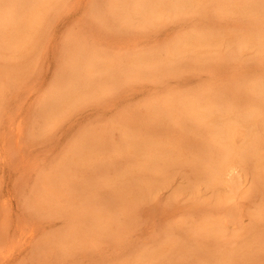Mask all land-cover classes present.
Here are the masks:
<instances>
[{
  "label": "rangeland",
  "instance_id": "1",
  "mask_svg": "<svg viewBox=\"0 0 264 264\" xmlns=\"http://www.w3.org/2000/svg\"><path fill=\"white\" fill-rule=\"evenodd\" d=\"M163 1L156 3L153 0V3L148 2L149 4L146 5L145 2L142 5V0H123V2L122 0H62L57 2L59 5L56 4L58 7L53 10L54 13H50L48 16L42 14L44 15L43 19L45 18L42 19L43 23L40 20L42 17H38L42 16V12L39 15L37 11L42 9L43 6L34 5L37 18L41 21V23L38 22V28L41 27L39 29L42 35L35 37L37 41L31 39V36L34 35L31 33L33 30L26 28L27 25L19 27V24L18 30L16 29V38H12L8 45L1 44L3 47H0V52L2 51L0 53V65H2L0 69L2 73H6L2 74L0 72V264H185L184 255L189 257L186 264H233L232 262L241 264L240 260L243 264H264V121L261 120L259 125L258 123L257 125L253 124L255 126L250 124L252 127H248L249 124H240L237 121V119H240L235 117V121H232L235 125L233 131L237 132L240 139L234 138L233 142L229 136V138H225L220 133L216 135L206 134L207 139L214 138L216 144L221 147L232 146L236 150L239 148V151L241 148L244 150L243 153L241 151L242 154L235 151L237 153L228 158L224 156L225 151L223 150L221 161L218 162L222 165L218 164V168L214 166L213 168L216 169L214 171H212L213 168L211 169L212 174L214 175L216 171L215 175H217L214 179L213 175L211 176L212 181L210 179L208 181L210 177L203 179L202 174L184 168L190 166L189 163H186V165L183 162L187 161L185 157L188 154L191 155V152H187L189 149H186L188 148L186 145L185 151L184 145L182 149H180L181 146L178 148L181 142L178 143V147L176 146L179 139L177 140L175 135H171L172 133H168L166 124L155 127V131L153 129V122L157 118L155 115L167 116L166 112L156 111L155 106L157 103H163L166 99L170 101L178 95L194 96L199 95L201 92L213 95L215 93L206 91L207 88L215 90L221 86L220 88L225 91V95L230 99V103H233L235 99L233 94L235 97L241 98V90L246 87L243 96L247 97L248 100V96H251L249 101L246 100L247 103L250 104L249 102L253 101L254 103H251L250 106L252 107L254 104L257 106L258 101L264 98L260 94L264 91V51L262 52V48H259L261 44L259 40L261 39L256 38L257 34L254 35L256 32L254 27L257 25H254V22L247 16L239 15L237 13L238 9H234L235 6H230L232 9L229 7L227 9L223 7L216 9L217 5H215L214 9L218 12V18H214L216 16H213V13L217 15L214 10L211 12L212 14L203 11L206 16L203 15L204 13L193 14L196 10L192 8L198 0H194L195 2L187 0L188 3L192 2L194 6L190 4L193 7L187 5L186 0L183 1L184 5L187 6H184L185 9L182 8V10L179 7L178 14L175 13L178 12L176 9L178 6L174 7L171 1L172 4H169L168 0ZM166 3L168 5H165ZM177 3L174 2V4ZM99 5L103 7L106 5L101 16L96 13L98 9H95ZM117 6H119L118 9L121 13L125 11L120 14L122 18L116 14L114 15L116 17L115 21L104 23L103 20L105 19L103 17L106 14L110 15L111 7L117 8ZM134 7L142 8L141 10L136 8L135 12ZM153 7L156 8L153 9ZM34 8L32 7V11ZM170 8L171 10H167ZM184 10L186 14L179 15ZM222 10L226 12L224 13ZM157 12H160L159 17H156V15L158 16ZM221 15L223 18H220ZM127 16L129 17L127 18ZM30 17L32 18L33 15ZM209 17L213 18L212 21L209 20ZM44 22L47 23L48 27ZM237 25L242 29L245 27V30L238 28ZM236 28L239 30L237 31ZM247 29L251 31L249 32ZM200 31L202 34H200ZM247 31L253 33L252 37L251 34L249 36ZM207 32L209 35H207ZM210 32L213 34H210ZM203 34L205 38H203ZM209 39L210 42H207ZM255 39L258 41L255 42ZM74 41L75 43H73ZM71 43H73L72 45L76 44L75 49L71 46ZM258 43L260 44L256 46ZM178 45H183L181 47L186 62L184 58L180 60L184 61L185 67L181 65L182 69L180 70L181 66L179 64V69L173 73L149 75L151 73L150 69L154 70L151 67H145V69L144 66L149 64L151 56L154 59L153 53L160 54L162 59L160 55L159 59L165 63L171 60V57L170 63H172L176 59L174 51L177 48L182 50L181 47H177ZM173 46L176 50L172 48ZM35 47L37 48L34 49ZM80 48L83 50L82 52L79 51ZM88 48H91V50ZM190 49L193 51L191 52ZM77 50L79 51L78 54ZM95 50H102L104 54L106 53V56H103L99 61L100 66L102 65L101 62H106L102 66H108L109 64H112V66L113 64L114 66L115 64L116 66L124 65L127 62L133 65L136 62V65L143 67L141 73H139L140 75L137 74V77L132 75V78L128 79V83L126 82L127 84L123 83L122 85L120 83V85L112 87V90L109 89L103 94L102 92L95 93V95L86 93L89 97L86 95L85 97L83 93L82 95L73 94L71 97V93L69 106L75 103L77 95L80 98L74 104L75 106L69 108V110H73L67 111L69 106L65 104L63 110L66 109L67 112L62 110V113L59 109L61 107L57 108L59 111L56 116L61 113L62 115L52 120L55 117H52V115L57 111H52L53 114H49L45 110L48 106L46 104L47 98L57 94L60 87L67 85V81L69 84L73 83L71 79L68 80L62 77L61 68H64L67 62L69 63L71 57H79L83 52H90L93 55V52H97ZM167 50H171L169 54H167ZM148 51L151 53L153 51V55L150 56ZM215 51L219 53L217 54ZM186 55L189 58H186ZM214 55L217 59L215 58V61L211 63L208 62L206 58L209 57L210 59ZM218 55L221 57L219 58ZM146 56L150 57H147V59ZM173 57H175L174 60ZM193 58L196 59L193 60ZM8 59L10 60L8 61ZM146 59L149 62L146 63ZM154 60L157 61V59ZM154 60L151 62L154 63ZM187 60L190 61V65L189 63L188 65L191 67L187 65ZM194 64L195 66H193ZM9 66L12 68V72H10ZM1 67H5L3 68L5 70L2 71ZM21 68L22 71H20ZM251 69L252 72L254 71L253 73ZM26 70L30 72L27 73ZM17 71L18 76L15 74ZM61 79H64L65 82ZM63 84L65 86H61ZM243 84L245 87L239 88ZM237 86L239 89L235 90ZM255 88L261 89V92L259 91V93ZM56 89L58 90L57 93H55ZM74 96L75 100H72ZM254 96H257L259 100H256L257 97L255 99ZM206 101H209V99ZM244 101L242 102L244 103ZM210 103L213 102L210 101ZM45 104L47 106H44ZM254 107L252 108L254 109ZM52 108L54 107L48 108L50 112ZM194 109L192 111H196V108ZM209 109L207 107L200 110L201 112H196L206 114ZM148 110H151V112ZM154 111L155 115L152 114ZM144 113L148 115L146 116ZM213 113L212 120L215 122V128L216 123L223 124L224 120L220 119L216 112ZM229 123L227 122V124ZM146 124L149 127L146 128ZM196 131L200 134V137L205 136L201 129H196ZM252 132L259 135L257 138H261V136L263 138V141L260 140L261 143L258 141L259 139L256 140L258 146L256 148L257 152L254 154L247 152L246 149V146L250 145L248 141L252 139ZM131 133L136 139L131 138ZM137 133L141 136L138 137ZM87 136L90 138H85ZM127 136L131 140H127ZM82 137L87 139L85 146L82 145L84 144V140L81 142ZM247 138L248 141H246ZM90 139L99 145L102 150H99L98 153H90V155L89 152L92 148L87 147L91 143ZM122 141L131 142V145L128 146L130 151L127 148L122 154V156L126 155V159L121 156L118 157L119 159L117 157L114 159L120 160L121 163L119 164L120 169L117 168L118 171L113 172V174L110 173L111 181L109 182L111 183L106 182L109 177H106V180L103 179L104 177L100 176V172L93 175V177L97 175L98 182L92 177V180L96 181V184L98 183L97 186L103 188V190H98L99 192L114 196L113 199H119L118 205L114 201L112 206H114L115 212L116 210L121 212V215L118 214V219H120L119 221L117 219L115 225L110 224L109 221H103L97 226L93 221L88 222L85 219V216L89 215L91 210V207H87L91 206L88 196L93 194L88 193L87 196L82 197L79 190H72L69 187L71 186L69 182L73 178L74 180H80L83 178L81 174H84L80 171L74 172L75 174L70 173L75 170L73 168L75 167L74 163L81 160L80 157H77L78 154H83L81 148L83 150L88 148L84 152L88 154L89 159L85 156V153V155L83 154L84 158L97 163L101 162L103 158L115 157L112 148L117 142ZM155 141L161 143L159 150L160 152L163 150L161 153H156H158L160 159L162 157V162L176 155V160L178 158L185 159L182 162L178 159L182 164L179 167L184 166L185 170L177 166L178 169L173 168L174 172H171L173 166L171 168L165 167V170L169 169V171L164 172L165 170H162L160 172L158 170L156 171V173L158 172V176H155L156 179L152 177L148 179L150 183L146 181L145 184L152 185L149 191V187L144 191L140 190V187L137 188V186H140L137 184L138 181L134 184L135 186H132L133 189L132 187L128 189L130 177L134 176L132 174H136L137 177L136 172L140 170L138 166H143L146 160V155L143 153L146 150L144 149V143ZM167 142L168 144L165 146ZM155 143L154 145H156ZM79 146L82 147L79 149ZM173 147H177L175 148L176 151L178 149L181 152L184 151L183 154L179 151L180 156L174 154L176 151H172ZM168 149L170 150L169 154H171V151L173 152L172 156L167 154L168 157H165V152L168 153ZM75 151L76 154L77 151L79 153L73 155ZM169 156L171 157L169 158ZM70 158H74V161L68 163ZM90 161L88 163H91ZM161 161L158 160V164ZM85 163H87V160ZM167 163L163 162L162 165L166 166ZM65 165L68 167H64ZM69 168L70 170H68ZM179 169L183 171H179ZM65 170H67L66 177L69 179V182L65 181L68 182L69 185L66 184L68 187H65L63 182L64 179L66 180ZM205 172L207 171L205 170ZM159 173L165 177L162 176L161 178ZM62 175L64 176L62 177ZM100 180H102V183H100ZM62 182L63 184H61ZM112 184L116 186L112 187ZM121 184H127V187H124L125 185L121 186ZM142 184L144 185V182ZM106 187L110 188V190L107 189L109 193H107ZM113 189L118 194L115 192L114 195ZM46 190H49V194H51L49 200L54 202L50 204L49 208L45 204L48 201H42L41 203L42 205L45 204L44 208L46 209L37 212L33 208L36 203L31 202V200L38 193L45 196L46 193L48 194ZM133 190L135 192H132ZM99 192L98 194H101ZM109 195L107 196L108 199L112 198ZM120 196L123 198L121 201ZM126 196L128 200H126ZM132 201L135 202V205L132 204ZM120 204L122 205L120 206ZM31 205L34 206L30 208ZM85 209L86 212H84ZM75 223H84L82 231L80 230L79 233L81 236H78L77 239L70 234V232H73L71 227H74ZM101 225L105 230H102ZM82 235L84 236L82 237ZM209 240L210 244L207 243ZM238 248H240L241 253L238 252ZM243 249L244 251L246 249L247 252L244 253ZM227 250L230 251V254ZM246 254L249 255L248 258L245 257ZM225 255H227L229 261H226ZM230 257H233L234 260ZM243 258L248 263L243 262ZM204 259L205 261H203ZM235 259H238V261Z\"/></svg>",
  "mask_w": 264,
  "mask_h": 264
},
{
  "label": "bare ground",
  "instance_id": "2",
  "mask_svg": "<svg viewBox=\"0 0 264 264\" xmlns=\"http://www.w3.org/2000/svg\"><path fill=\"white\" fill-rule=\"evenodd\" d=\"M47 1V2H46ZM60 2V1H62V0H0V47H3V46H1V44H7L8 45V43H9V41L11 42L12 41V38L14 39V37L16 38V34H17V31H16V29H17V27H18V25H19V27H24L25 25H27L28 27H26V28H29V30H33L31 33L32 34H34V35H32V36H34V38H32V36H31V39H35V37H39L40 35H42V33H41V31H40V29L39 28H41L40 26H39V28H38V22H40L41 23V21H42V23H43V20L45 19H43V16L44 15H42V14H46L45 16H48L50 13H54V11L53 10H55V9H57V7H58V3L57 2ZM143 1V3H142V5L145 3L146 5H147V3L149 2V3H153V0H142ZM173 3H171V2ZM183 1H185V0H168V2H170L169 4H172L174 7H176V6H178L176 9L178 10V8L179 7H181V8H179V9H181L182 10V8L183 9H185L184 8V6L186 7L187 5H191L192 4V2H190V3H188V1L186 0V4L184 5V2ZM46 2V3H45ZM122 2H123V0H122ZM155 2L156 3H158V2H161V0H155ZM162 2H164L163 0H162ZM166 2V1H165ZM167 2V3H168ZM174 2L175 3H177V4H174ZM193 2H195L194 0H193ZM197 2V1H196ZM125 3H127V2H125ZM130 3V2H129ZM134 3H136L135 1H134ZM140 3H141V1H140ZM148 3V4H149ZM165 4V5H168V4ZM41 4H44V5H46V6H44V5H41ZM56 4H58V5H56ZM120 4V3H119ZM162 4H164V3H162ZM34 5H37V6H43L42 7V9H38L37 11H38V14L40 13V12H42L41 13V15L42 16H38V17H42L40 20H38L39 18H37V13H35V10H36V7L34 8ZM137 5V4H136ZM139 5V4H138ZM141 5V4H140ZM152 5V4H151ZM150 5V6H151ZM157 5V4H156ZM159 5V4H158ZM171 5V6H172ZM193 5V4H192ZM191 5V6H192ZM214 5V6H213ZM215 5H217L216 6V9L218 8V7H223V8H230V6H235V8L234 9H238L237 10V13L239 14V15H244V16H247V18H250L251 19V21H253L254 22V25H257L256 27H254V31H256L255 33H254V35H256L257 34V37L256 38H259V39H261V40H259V41H261L260 43L262 44H260V43H258V44H256V46L257 45H259L260 44V47L259 48H262L261 50H262V52L264 51L263 50V47H264V0H198V2L195 4V6L192 8V9H194L195 8V12H193V14H195V15H199V13L201 14V13H207V14H212L211 12L214 10L215 12H217V10L216 9H214V7H215ZM106 5H104V7H105ZM123 6V5H122ZM121 6V7H122ZM191 6H189V7H191ZM32 7L34 8L33 9V11H32ZM47 8V9H44V8ZM103 6H101V5H99V6H97V8H95L98 12H96V11H94V12H96V13H99L100 14V16H101V13H103V8H104ZM143 7V6H142ZM141 7V8H142ZM41 8V7H40ZM119 6H117V8H113V7H111V13H110V15H112V16H110V15H107L106 14V16H104L103 18L105 19V20H103V22L104 23H111L116 17H114V15H119V17H121L120 16V14H122L123 12H125V11H123L122 13L119 11ZM127 8V7H126ZM135 8V7H134ZM134 8H132L133 10H134ZM137 9H139L140 7H136ZM135 8V12H136V9ZM141 8L139 9V10H141ZM151 8V7H150ZM154 8H156V7H153V9ZM222 8V9H223ZM91 9V8H90ZM94 9V10H95ZM100 9H101V11H100ZM129 9H131V8H129ZM148 9V8H147ZM152 9V8H151ZM173 9H175V8H173ZM226 9H223V10H226ZM230 9H232V7L230 8ZM127 10V9H126ZM167 10H171V8L170 9H167ZM190 10H191V8H190ZM219 10V9H218ZM220 10H221V8H220ZM222 10V12H224ZM31 11V12H30ZM100 11V12H99ZM114 11V12H113ZM129 11V10H128ZM143 11V10H142ZM153 11V10H152ZM189 11V10H188ZM187 11V12H188ZM194 11V10H193ZM204 11V12H203ZM91 12L93 13V11L91 10ZM130 12V11H129ZM138 13L140 12V11H137ZM146 12H147V10H146ZM151 12V11H150ZM161 12V11H160ZM160 12H157L158 13V16L156 15V17H159V13ZM171 12V11H170ZM175 12V11H174ZM181 12H183V11H181ZM186 11L184 10V12L183 13H180L179 15H181V16H183V15H185L186 13H185ZM226 12V11H225ZM224 12V13H225ZM29 13H30V15H29ZM96 13H94V14H96ZM126 13H128L127 11H126ZM176 14H178L179 13V10H178V12L176 11L175 12ZM185 13V14H184ZM191 13H192V11H191ZM203 14L204 16H206V14ZM36 14V15H35ZM135 14V13H134ZM183 14V15H182ZM192 14V15H193ZM33 15V17L31 18L30 16H32ZM40 15V14H39ZM97 15V14H96ZM127 15V14H126ZM138 15V14H137ZM153 15V14H152ZM189 15V14H188ZM202 15V16H203ZM216 16V17H214V18H218V12H217V15L216 14H214L213 13V16ZM129 16H130V14H129ZM129 16H127V18L129 17ZM148 16V15H147ZM203 16V17H204ZM208 16V15H207ZM225 16V15H224ZM97 17V16H96ZM125 17V16H124ZM131 17V16H130ZM133 17V16H132ZM135 17H136V15H135ZM142 17V16H141ZM97 18H99V17H97ZM122 18V17H121ZM121 18H119V19H121ZM152 18V17H151ZM211 17H209V20H211L212 21V19L213 18H211ZM220 18H223L222 17V15L220 16ZM43 19V20H42ZM131 19V18H130ZM137 19V18H136ZM144 19V18H143ZM142 19V20H143ZM153 19V18H152ZM124 20H129V19H124ZM47 21V20H46ZM101 21V20H100ZM115 21V20H114ZM120 21V20H119ZM122 21V20H121ZM147 21V20H146ZM131 22H133L132 20H131ZM148 22V21H147ZM146 22V23H147ZM150 22H151V20H150ZM130 23V22H129ZM145 23V22H144ZM152 23V22H151ZM155 23H156V21H155ZM155 23H154V25H155ZM44 24H46L47 25V23H45L44 22ZM49 24V23H48ZM124 24H128V23H124ZM131 24V23H130ZM29 25H30V27H29ZM42 25V24H41ZM45 25V26H46ZM150 26V25H149ZM238 26V25H237ZM47 27H48V25H47ZM152 27V26H151ZM236 27V26H235ZM242 27H244L243 25H242ZM31 28V29H30ZM33 28V29H32ZM42 28H43V26H42ZM146 28V27H145ZM234 28V27H233ZM238 28H240L239 26H238ZM47 29V28H46ZM240 29H242V28H240ZM244 30H245V27L243 28ZM242 29V30H243ZM250 29H252V28H250ZM250 29H247V30H249V32L251 31ZM18 30V29H17ZM28 30V31H29ZM43 30V29H42ZM48 30V29H47ZM47 30H45V31H47ZM236 30L238 31L239 29H237L236 28ZM242 30H240V31H242ZM27 31V32H28ZM235 31V30H234ZM257 31H258V33H257ZM22 32V31H21ZM39 32H40V34H39ZM201 32V31H200ZM199 32V33H200ZM204 32H206V31H204ZM248 32V31H247ZM248 32V33H249ZM19 33H20V30H19ZM30 33V34H31ZM43 33H46V32H44L43 31ZM242 33V32H241ZM245 33V32H244ZM47 34V33H46ZM200 34H202V32L200 33ZM206 34V33H205ZM210 34H213V33H211L210 32ZM243 34V33H242ZM247 34V33H246ZM250 34H251V37H252V34L253 33H249V36H250ZM199 35V34H198ZM207 35H209V33L207 32ZM245 35V34H244ZM248 35V34H247ZM46 36V35H45ZM44 36V37H45ZM203 36H204V34H203ZM238 36H240V35H238ZM246 36V35H245ZM28 37H29V34H28ZM27 37V38H28ZM196 37V36H195ZM200 37V36H199ZM202 37V36H201ZM246 37H248V36H246ZM203 38H205V36L203 37ZM254 38V37H253ZM252 38V39H253ZM29 39H30V37H29ZM197 39V38H196ZM213 39L215 40V38L213 37ZM212 38H211V40H213ZM251 39V38H250ZM75 40H76V37H75ZM81 40H82V38H81ZM198 40H199V38H198ZM217 40V39H216ZM243 41H244V39H242ZM248 40V39H247ZM16 41V40H15ZM28 41V40H27ZM34 41H37L36 39L34 40ZM41 41V40H40ZM258 40H256L255 39V42H257ZM72 42V41H71ZM207 42H210V39L207 41ZM217 42V41H216ZM43 43V42H42ZM73 43H75V41L73 42ZM73 43H71V46L75 49V45L76 44H74V45H72ZM38 43L36 42V45H37ZM39 44H40V42H39ZM83 44V43H82ZM84 44H85V42H84ZM181 46H183V45H181ZM180 45H178L177 47H181ZM69 47H70V45H69ZM87 47H89V46H87ZM167 48H171V47H169V46H166ZM176 47V46H175ZM185 47V46H184ZM188 47V46H187ZM186 47V48H187ZM215 47V46H214ZM37 47H35L34 49H36ZM173 49H175L174 48V46L172 47ZM182 48V47H181ZM258 48V47H257ZM71 49V48H70ZM88 49H90L91 50V48H88ZM95 49V48H94ZM100 49H102V48H100ZM180 48H177V53L179 54L178 56H179V58L177 59V53H176V51H174L175 52V56H176V59L174 60V58L175 57H173V60H174V62H172V63H170V61L172 60V58L170 57V56H168V57H170V59L171 60H169L167 63H165L164 61H162V62H164V63H162L161 62V60L159 59L160 58V54H158L157 52H155V53H153V51H152V53L154 54H152L150 51H148V53L150 52V56L151 55H153V57L155 56H157L158 55V57H154V59H157V61H155L153 58H151L150 56H146V58L148 57H150L149 58V60H150V62L152 61V60H154L153 62L154 63H150L147 59V61H146V63L147 62H149V64L148 65H146V66H144V68L145 67H151L154 71H152L151 69H150V71H151V73L149 74V75H154V74H168V73H173V72H175L177 69H179V67L182 65L183 67H185V65L186 64H184V61L186 60L184 57V55H183V48H182V50H179ZM194 49V48H193ZM3 50V49H2ZM5 50V49H4ZM81 50V51H80ZM184 50H186V49H184ZM189 50V49H188ZM187 50V51H188ZM216 50H218L217 48H216ZM8 51V50H7ZM79 51L80 52H82L83 50L80 48L79 49ZM78 50H77V54H78V52H79ZM95 51H97V50H95ZM168 51V50H167ZM171 51V50H170ZM170 51H168L167 52V54H169L170 53ZM190 51L192 52L193 50L192 49H190ZM189 51V54L192 56V54H191V52ZM11 52H13V51H11ZM33 52V51H32ZM76 52V51H75ZM145 52V51H144ZM215 52H217V51H215ZM234 52H236V51H234ZM0 53H2V51L0 52ZM72 53H73V51H72ZM136 53V52H135ZM146 53H147V51H146ZM156 53H157V55H156ZM219 52H217V54H218ZM11 54V53H10ZM23 54V53H22ZM66 54V53H65ZM64 54V55H65ZM106 54V53H105ZM104 54V51H102V50H98L97 52H93V55H92V53H86V52H83L82 54H81V56H79V57H77V56H74V57H71L70 58V60H69V63L67 62V65L64 67V68H61V72H62V77H64L65 79H68V80H72V82L73 83H68V81L66 82L67 83V85L65 86L64 84L63 85H61V86H65V87H60V91L58 92V90L55 92V93H57V94H51L52 96L50 97V98H47V101H46V104L48 105H44V106H47V108L45 109L46 111H48L49 112V114L50 113H52L53 114V112L54 111H57V112H54V114L52 115V117L53 116H55L54 118H52V120L53 119H55L56 117H58L59 115H62V113H63V111H66V109L65 110H63L64 108H63V106L66 104L67 106H69V104L70 103H68V102H70L69 100V97H70V94H71V97H72V95L73 94H83L84 93V95L83 96H85L86 95V93H90V95L93 93L94 95H95V93H101L102 92V94L104 93V92H106V91H109V89L110 90H112L113 88L112 87H114V86H116V85H120V83H122V85H123V83H128V79L130 80L131 78H132V75L134 76V77H137V74H139V73H141L140 71L142 70V68L143 67H141V66H139V65H136L135 63H133V65L131 64L130 65V63L129 62H127V63H124V65H117L116 66V64H115V66H114V64H113V66H112V64L110 65H108V66H102L103 64H106V62L105 63H103V62H101V66H100V63H99V61H100V59L104 56H106ZM185 54H186V52H185ZM236 54V53H235ZM24 56H25V54H23ZM22 55V56H23ZM143 55V54H142ZM160 55V56H159ZM189 55V56H190ZM229 55H230V53H229ZM264 55V54H263ZM13 56V55H12ZM19 56V55H18ZM17 56V57H18ZM21 56V57H22ZM71 56H72V54H71ZM173 56H174V54H173ZM190 56V57H191ZM198 57H199V55H197ZM204 56V55H203ZM233 56V55H232ZM14 57V56H13ZM70 57V56H69ZM122 57V56H121ZM194 57V56H193ZM218 57L220 58L221 56H219L218 55ZM26 58H27V56H26ZM120 58V57H119ZM182 58H184V61L183 60H180V59H182ZM186 58H189L187 55H186ZM200 58H201V56H200ZM215 58H216V56L214 55L213 57H211L210 59H209V57H207L206 59L208 60V62H213V61H215ZM4 59H6V58H4ZM31 59V58H30ZM64 59V58H63ZM104 59V58H103ZM139 59H140V57H139ZM161 59H162V56H161ZM196 59V58H195ZM194 58H193V60H195ZM198 59V58H197ZM217 59V58H216ZM230 59V58H229ZM10 59H8V61H9ZM24 60H26V59H24ZM28 60V59H27ZM122 61H123V58L121 59ZM128 60V59H127ZM160 60V61H159ZM191 60V59H190ZM193 60H191V61H193ZM4 61H7V60H4ZM4 61H2V62H4ZM20 61H21V59H20ZM64 61H65V59H64ZM102 61V60H101ZM113 61V60H112ZM112 61H110V62H112ZM188 61V60H187ZM217 61V60H216ZM22 62V61H21ZM20 62V63H21ZM186 62V61H185ZM190 61H188L187 62V65H188V63H189ZM113 63V62H112ZM146 63H143V64H146ZM182 63V64H181ZM198 63V62H197ZM197 63H195L196 65H198ZM1 64V63H0ZM2 64H4V63H2ZM11 64V63H10ZM14 64V63H13ZM24 64H25V62H24ZM33 64V63H32ZM117 64H119V62H117ZM126 64V65H125ZM129 64V65H128ZM136 66H135V65ZM179 64H180V66H179ZM184 64V65H183ZM195 64L193 65V66H195ZM189 65H190V63H189ZM188 65V66H189ZM0 66H2V65H0ZM19 66V65H18ZM134 66V67H133ZM153 66V67H152ZM182 66H181V68H180V70L182 69ZM60 67V66H59ZM63 67V66H62ZM189 67H191V66H189ZM2 68V67H1ZM3 68H5V67H3ZM3 68H2V71H4L3 70ZM6 68H7V66H6ZM28 68H29V65H28ZM9 69L11 70L10 72H12V68H10V66H9ZM146 69V68H145ZM8 70V69H7ZM15 71V70H14ZM20 71H22V68H21V70ZM25 71V70H24ZM27 71V70H26ZM172 71V72H171ZM0 72H1V69H0ZM10 72H9V74H10ZM30 71H27V73H29ZM251 72H252V69H251ZM254 72V71H253ZM252 72V73H253ZM2 73V72H1ZM6 72H4V73H2V74H5ZM7 73H8V71H7ZM26 73V72H25ZM60 73V72H59ZM15 74H17V76H18V71H17V73H15ZM257 74V73H256ZM136 75V76H135ZM140 75V74H139ZM130 76V78H128ZM60 77V76H59ZM133 77V78H134ZM127 79V81H125ZM62 80V79H61ZM61 80H59V81H61ZM58 81V80H57ZM63 82H65L64 81V79L62 80ZM125 81V82H124ZM63 82H61V83H63ZM126 83V84H127ZM234 83V82H233ZM221 85H223V83H221ZM230 85H232V83H230ZM230 85H229V89H230ZM240 85V84H239ZM219 86V85H218ZM224 86V85H223ZM222 86V87H223ZM58 87V86H57ZM118 87V86H117ZM221 87V86H220ZM220 87H217V89H215V90H210V89H208L207 87V89H206V91H213V92H215L213 95H210V94H207V93H205V92H201L199 95H194V96H188L187 94H185V95H178V97H175V98H173L172 100H168V99H166L165 100V102H163V103H155L156 104V106H155V109H156V111L158 112H166L167 113V116L166 117H163V116H158V115H155V111H154V113L152 112V114H154L155 116H157V118H155V120H154V126H153V129L155 128V127H158V126H160V125H163V124H166V126H167V129H168V133L169 134H171V135H175L176 137H177V140H178V142H177V147H178V143L179 142H181V144L179 145V147L178 148H180V146H181V148L180 149H182L183 147H184V151L186 150V149H189V150H187V152H191V155L190 154H188V158L187 157H185V159H187V161L186 162H183V163H189L190 164V166H187V167H184V168H189L191 171H195V172H197V173H199L200 175L202 174L203 176H202V178L204 179V178H208V177H210V178H208V181H210L211 180V178L213 177V179H214V177L216 176L217 177V175H215L216 174V171H215V173H214V175L212 174L213 172L212 171H214V170H216V169H214L213 167L215 166V168L217 167L218 168V164H220V163H218V162H220L221 161V158H222V155H223V150L225 151V154H224V156L226 157V158H228V157H230V156H233L235 153H237V152H239L240 154H242L243 152H244V150H243V148H241V150L239 151V149L238 150H236L234 147H221V146H219V145H217L216 144V142H215V140H214V138H211V139H207V137H206V134H211V135H216L217 133H220V134H223L224 136H225V138H231L232 139V142L237 138V139H240V136L238 137V134H237V132L234 130L233 131V129H234V126L235 125H233V123H232V121L234 122L235 120V117H237V118H239L240 120H238L237 119V121H239V123L240 124H246V125H250V124H256L257 125V123H258V125L261 123V120L262 121H264V98H261L260 100L258 99V97L257 96H254L255 97V99H256V97H257V99L256 100H259L258 102L259 103H257V106H255V104H254V106L252 105V107H254V109L250 106V104L251 103H254L253 101H251V102H249L250 104H248L247 103V101H249L250 100V97L248 96V98H249V100L247 99V97H244L243 96V91H245V89H246V87H245V85L243 84L242 86H240L239 88H243V87H245L244 88V90H241L242 91V94H241V92H240V94L244 97V99H243V97L241 96V98L240 97H238V96H236L235 97V95L233 94V98H235L234 99V102L233 103H230V99L227 97V95H225V91L224 90H222V88H220ZM226 87H227V85H226ZM226 87H225V89H226ZM218 88H220V90H218ZM224 88V87H223ZM238 88V86L236 87V89L235 90H237V89H239ZM248 88V87H247ZM115 89V88H114ZM254 89V88H253ZM256 89V88H255ZM227 90V89H226ZM252 90V89H251ZM256 90H258V89H256ZM256 90H255V92H256ZM263 90H264V88H263ZM262 90V91H263ZM239 91V90H238ZM253 91V90H252ZM251 91V92H252ZM261 92V89L260 90H258V92ZM254 92V93H255ZM259 92V93H260ZM109 93V92H108ZM245 93V92H244ZM257 93V92H256ZM261 94V96L263 97L264 96V91L263 92H261L260 93ZM97 95V94H96ZM87 96V95H86ZM85 96V97H86ZM87 97H89V95L87 96ZM93 97V96H92ZM78 98H79V96L77 95V98H76V100H75V96H74V98H72V100H75V103H76V101L78 100ZM84 98V97H83ZM253 98V97H252ZM80 99V98H79ZM209 99V101H206V100H208ZM205 100V101H204ZM244 101V103L242 102V101ZM247 100V101H246ZM251 100H253V99H251ZM256 100H254V101H256ZM210 101L211 102H213L212 104L210 103ZM50 102V103H49ZM68 104H67V103ZM74 103V104H75ZM43 104H44V101H43ZM49 104H51L52 106H50ZM73 103L71 104V106L73 107V106H75ZM153 104V103H152ZM204 105H207L206 107H202V106H204ZM71 106H69V107H67V111H70V110H73V109H70L69 110V108L71 107ZM247 106H249V107H247ZM49 107H54V108H52V110H51V112L49 111ZM59 107H61V108H59ZM153 107V106H152ZM210 108L209 110H208V112L206 113V114H201V113H198V112H196V111H200V110H202V109H204V108ZM251 107V108H250ZM57 108H59L60 109V112H62L61 114H57V116H56V113H58V109ZM194 108H196V111H192V109H194ZM55 109V110H54ZM75 109V108H74ZM149 109H151V108H149ZM154 109V110H155ZM198 109V110H197ZM63 110V111H62ZM195 110V109H194ZM237 110H238V112H237ZM53 111V112H52ZM66 111V112H67ZM148 111H150L151 112V110H148ZM147 112V111H146ZM201 112V111H200ZM213 112H216V114L218 115V117L220 118V119H223L224 120V123L223 124H219V123H216V127L214 128V125H215V122L212 120V116H213ZM198 113V114H197ZM145 114V113H144ZM162 114V113H161ZM160 114V115H161ZM146 116L148 115L147 113L145 114ZM192 115H194V117H192ZM196 115V116H195ZM145 116V117H146ZM152 117H153V115H152ZM160 117V118H159ZM50 119H51V117H49ZM159 118V119H158ZM51 121V120H50ZM156 121V122H155ZM131 122V121H130ZM227 122L229 123V124H227ZM232 123V124H231ZM239 123H237V124H239ZM236 124V123H235ZM232 125V126H231ZM252 125H250V126H248V127H252ZM231 126V127H230ZM253 126H255V125H253ZM147 127H149V125H147L146 124V128ZM247 127V126H246ZM145 128V129H146ZM196 129H201L204 133H205V136L202 138V137H200V134L196 131ZM207 130L206 132H205V130ZM156 129H154V131H155ZM231 131H232V133H231ZM135 133V132H134ZM253 134H252V139H250L249 141H248V138H247V140L246 141H248V143L250 144L249 146H246V149H247V152H250V153H255V152H257L256 151V148H257V146H258V143H257V141L256 140H258L259 142H260V140H262L263 141V138H262V136H261V138H257V137H259V135L257 134L256 135V133L254 134V132H252ZM136 134V133H135ZM138 134V137L139 136H141L139 133H137ZM249 134H251V133H249ZM171 135H169V136H171ZM130 136V135H129ZM129 136H127V140H131V139H128V137ZM137 136V135H136ZM227 136V137H226ZM229 136V137H228ZM248 136H251V135H248ZM90 137H91V135H90ZM90 137H85V138H87V139H89ZM135 136L134 135H132V133H131V138H133V139H136V137L134 138ZM163 137V136H162ZM197 137V138H196ZM198 137H199V139H198ZM168 138V137H167ZM235 138V139H234ZM245 138V137H244ZM87 139H83V137H82V140H81V142L84 140V144H82L83 146H85L86 144H85V141L87 140ZM92 144L94 143V145H92L91 143H90V145H91V147H90V145L88 146L87 145V147L88 148H92L91 150H90V152H89V154L90 153H98L99 152V150L101 151L102 149H101V147L99 146V145H97L95 142H92L91 141V139L89 140ZM161 141V140H160ZM254 141H256V142H254ZM80 142V143H81ZM139 142V141H138ZM142 142V141H141ZM156 142V143H155ZM155 142H151V143H144V149H146L143 153H145V155H146V157H145V162H144V164H143V166H138V168L140 169L138 172H136L138 175H137V177L135 176L136 174H132V175H134V176H132V178L130 177V184H128V189H131V187L132 186H135L134 184H136V182H137V184L138 185H140V186H137V188L138 187H140L139 189L140 190H142V191H144V190H146L148 187H149V189H148V191L151 189V187H152V185L151 184H149L150 182H149V180L148 179H150V178H155V176L157 175V173H156V171H158V170H160V172L162 171V170H165L166 168H171V166H173L172 167V169L174 168H177V166H178V168H183V167H179V165L181 164V162L182 161H184L185 159H180V158H178V156H180L179 154H183V152H181V151H179V149H178V151L179 152H181V153H179L178 151H176L175 150V148H177V147H173V149H172V151H176V152H174V154H178V156H177V158L179 159V160H181V162L177 159L176 160V155H174L173 156V158H170L171 156H172V151H171V154H169L170 153V150L168 149L167 151H168V153L167 152H165L166 154L164 155V154H162V155H164L165 157H168V155L167 154H169V155H171V156H169V158L170 159H168V160H166V161H163V162H165V163H167V162H169V163H167V165L166 166H163L162 165V157H161V159H160V157L158 156V153H156V152H160V150H159V147H161V143H159L158 141H155ZM98 143H100V142H98ZM140 143V142H139ZM154 143L156 144V145H154ZM162 143H163V141H162ZM261 143V142H260ZM164 144V143H163ZM167 144H168V142L166 143V145L165 146H167ZM117 145V146H116ZM116 145H114L113 146V148H112V152H113V155L115 156V157H113V158H110V159H107V158H103L102 159V161L100 162H97V163H93V162H95V161H90L91 163H88L89 161H88V159H89V157H88V154H86L85 152L87 151L86 149H88V148H84V150H85V152H84V150L79 146V149L81 148V151L83 152V154L86 156V157H88V159H86V158H84V156H83V154L81 155H79L78 153H79V151H77L78 153V155L76 154V151L74 152V154L73 155H77V157H80L81 158V160L79 161V162H76V163H74V165H75V167H73V168H75V170L73 171V173H70V174H75L74 172H76L77 173V171H80L81 173H83L84 175H82L81 174V176L83 177L82 179H80V180H74V178L73 177H70L71 179L73 178V180H71L70 182H69V179L66 177V172H67V170H65V172H64V175H65V177H66V180L64 179V181L63 180H60V181H63L65 184H64V186L66 187L67 185L66 184H68V182L70 183V185L71 186H69V187H71L70 189H72V190H76V191H78L79 190V192L82 194V197L85 195V196H87V194L88 193H92L93 195L92 196H88V198H89V200L91 201V206H87V207H91V210L89 211V215L87 214L85 217V219H86V221H93L97 226H98V224H100L101 222H103V221H109V223L110 224H116V222H117V219H118V216L119 215H121V212H118L117 210H116V212H115V209H114V206H112V202H114V201H116V203H117V205H118V200L116 199V198H114L113 199V197L114 196H110L109 194V196L110 197H112V198H109L108 199V195L107 194H104V193H101V192H99L100 190H103V188L101 189V187H99V185L97 186V184H96V181H97V175L96 176H94L93 177V175L94 174H98L99 172V174H100V176L101 177H104L103 179H107L106 177H109L108 178V180L106 181V182H109V181H111V177H110V173H112L113 174V172H116V171H118V169H120L119 168V164L121 163V161L119 160V161H117V160H114L116 157H117V159H119L118 157H124V159H126L127 157H125L126 155H123L122 156V154L124 153V151L128 148V150H129V147L128 146H130L131 145V142H129V141H122V142H117V144ZM184 145V146H183ZM185 145L188 147V148H186L185 147ZM154 146H156L157 148H155ZM164 145H163V147H165ZM172 146H175V145H172ZM183 146V147H182ZM172 148V147H171ZM186 148V149H185ZM78 149V150H79ZM133 149V148H132ZM138 149V148H137ZM162 149V148H161ZM163 150V149H162ZM162 150H161V152H162ZM165 150V149H164ZM80 151V152H81ZM130 151V150H129ZM135 151V150H134ZM235 151H237V152H235ZM241 151H242V153H241ZM127 152V151H126ZM141 152V151H140ZM160 152V153H161ZM189 152V153H190ZM88 153V152H87ZM128 153V152H127ZM126 153V154H127ZM133 153H135V152H133ZM91 155V154H90ZM129 155H130V153H129ZM160 156H161V154H159ZM167 155V156H166ZM190 155V156H189ZM257 155V154H256ZM164 156H163V158H164ZM90 157H92V156H90ZM94 157V156H93ZM159 159H158V158ZM122 158H121V160H122ZM218 158H220L219 160H218ZM71 159V160H70ZM70 159H68V161H70V162H68V163H71V161H74V158H70ZM165 159V158H164ZM86 160H87V163H85L86 162ZM158 160H160L161 162H160V164H158L159 162H158ZM172 160V161H171ZM173 160H176V161H179V162H174ZM124 162V161H123ZM87 164H89V165H91V166H89V167H91V168H89L88 166H86ZM176 167H175V166ZM182 165V164H181ZM184 165V164H183ZM187 165V164H186ZM217 165V166H216ZM220 165H222V163L220 164ZM167 166H169V167H167ZM64 167H68L67 165H65ZM166 167V168H165ZM79 168V169H78ZM118 168V169H117ZM177 168V169H178ZM183 168V169H184ZM213 168V170L211 171V169ZM77 169V170H76ZM174 169H173V171L172 170H170L171 172H174ZM208 172H205V170ZM68 170H70V168L68 169ZM97 170V171H96ZM135 170V169H134ZM181 169H179V171H180ZM185 170V169H184ZM189 170V171H190ZM91 171V172H90ZM112 171V172H111ZM133 171V170H132ZM167 171H169V169L167 170ZM166 170L164 171V172H167ZM175 171H177V170H175ZM181 171H183V170H181ZM217 171L218 172H220V170L219 169H217ZM80 172H78V173H80ZM186 172V171H185ZM131 173H133V172H131ZM169 173V172H168ZM167 173V174H168ZM70 174H68V175H70ZM117 174V173H116ZM130 174V173H129ZM160 175L159 176H161V173H159ZM166 174V173H165ZM196 174V173H195ZM64 175H62V177L64 176ZM67 175V176H68ZM197 175V174H196ZM213 175V176H212ZM99 176V177H100ZM158 176V175H157ZM156 176V177H157ZM163 177H165L164 175H162ZM162 176H161V178H162ZM212 176V177H211ZM95 178L94 180H96V181H94V180H92L93 178ZM197 177H198V175H197ZM160 178V177H159ZM62 179V178H61ZM102 179V178H101ZM110 179V180H109ZM156 179V178H155ZM210 179V180H209ZM212 179V180H213ZM104 180V181H105ZM211 180V181H212ZM65 181H68V182H65ZM73 181V182H72ZM99 181V180H98ZM97 181V182H98ZM102 180H100V183H102L101 182ZM118 181V180H117ZM119 181H121V180H119ZM146 181H148L149 183L148 184H145L146 183ZM206 181H207V179H206ZM63 182L61 183V184H63ZM72 182V183H71ZM114 182V181H113ZM116 182V181H115ZM114 182V183H115ZM125 182V181H124ZM144 182V185L142 184ZM109 183H111V182H109ZM121 183H123V182H121ZM93 184H95V185H93ZM118 185H120L119 183H117ZM69 185V184H68ZM111 185V184H110ZM123 184H121V186H122ZM125 185V186H124ZM123 186L124 187H127V184H124ZM101 186H102V184H101ZM114 186V184H112V187ZM116 186V185H115ZM114 186V187H115ZM120 186V187H121ZM68 187V186H67ZM95 187H99L98 189H96ZM104 187V186H103ZM123 187V188H124ZM130 187V188H129ZM110 188H111V186H110ZM110 188H105L106 189V191H107V189L108 190H110ZM117 188V187H116ZM116 188H115V190H116ZM88 189V190H87ZM104 189V190H105ZM122 189V188H121ZM120 189V190H121ZM132 189H133V187H132ZM71 190V191H72ZM95 190H99L98 192L99 193H101V194H98V192L97 191H95ZM114 190V189H113ZM114 190V195H115V192L117 191H115ZM122 190H125V189H122ZM47 192H48V194L50 193V191L49 190H46ZM125 191H127V190H125ZM111 192V191H110ZM118 192V191H117ZM116 192V193H117ZM121 192V191H120ZM132 192H135L134 190L132 191ZM138 192V191H137ZM107 193H109L108 191H107ZM40 193H38V195H36V196H34V199H32L31 200V202L33 201L34 203H36V205H35V207H33L32 205L31 206H29L30 208L31 207H33V208H35L36 210L35 211H44V209H46V208H44L45 206V204L46 205H48L49 206V208H50V204H52L54 201L53 200H49L50 199V195L51 194H45V196H43V195H39ZM111 194V193H110ZM118 194V193H117ZM128 194V193H127ZM130 194H131V191H130ZM130 194H128V195H130ZM104 195V196H103ZM107 195V196H106ZM134 195V194H133ZM39 196V197H38ZM106 196V197H105ZM119 196V195H118ZM118 196H116V197H118ZM43 197H45V198H43ZM121 197V196H120ZM124 197V196H123ZM127 197V196H126ZM125 197V198H126ZM31 198V197H30ZM88 198H86L87 200H88ZM133 198V197H132ZM45 199V200H44ZM129 199H130V196H129ZM136 199V198H135ZM138 199V198H137ZM48 201V203H45V204H43L42 205V201ZM83 200V199H82ZM121 200H123V198L121 197L120 198V201ZM126 200H128V197H127V199ZM134 200V199H133ZM83 201H85V200H83ZM136 201V200H135ZM133 202V201H132ZM137 202V201H136ZM28 203V202H27ZM126 203V202H125ZM129 203H130V200H129ZM128 203V204H129ZM138 203V202H137ZM133 205H135V202H133L132 203ZM38 205V206H37ZM122 204H120V206H121ZM125 205V204H124ZM123 205V206H124ZM37 206V207H36ZM86 207V208H87ZM118 207V206H117ZM39 208V209H38ZM38 209V210H37ZM33 210V209H32ZM119 210H121L120 208H119ZM84 212H86V209H85V211ZM110 214H109V213ZM118 212V213H117ZM119 214V215H118ZM109 216V217H108ZM122 216H123V214H122ZM120 219V218H119ZM119 219H118V221H119ZM86 221H83L84 223L86 222ZM84 223H75L74 225V227H71V228H73V232L71 233L70 232V234H71V236L73 237V238H75V239H77V238H79L80 236H81V234L79 235V233H80V230L82 231V225L84 224ZM92 223V222H91ZM21 224V223H20ZM25 224V223H24ZM109 224V225H110ZM84 226V225H83ZM96 227V226H95ZM100 227V226H99ZM101 227H102V225H101ZM70 228V229H71ZM106 228V227H105ZM113 228V227H112ZM116 228V227H115ZM104 228L102 227V230H103ZM72 230V229H71ZM100 230V229H99ZM105 230V229H104ZM108 230V229H107ZM77 231H79V232H77ZM21 232V231H20ZM84 232V231H83ZM104 232V231H103ZM101 233V232H100ZM103 235V234H102ZM79 236V237H78ZM84 235H82V237H83ZM22 239V238H21ZM20 239V240H21ZM3 240V239H2ZM78 241H79V239H78ZM207 243L208 244H210V240L209 241H207ZM246 248H247V246H246ZM239 249V251L238 252H240V248H238ZM251 249V248H250ZM249 249V250H250ZM243 251H244V249H243ZM243 251H242V253H243ZM251 251V250H250ZM227 252L229 253L230 251H228L227 250ZM247 251H246V249H245V251H244V253H246ZM249 252V251H248ZM224 253H226V252H224ZM228 253H226L227 255H228ZM241 253V252H240ZM251 253V252H250ZM250 253H248L249 255H250ZM230 254V253H229ZM224 255V254H223ZM227 255H225L226 257V261H229V260H227V259H229V258H227ZM238 255V254H237ZM248 255V256H249ZM201 256H203V255H201ZM247 256V254L245 255V257ZM248 256H247V258H248ZM223 257V256H222ZM235 257V256H234ZM243 257H244V255H243ZM184 258H185V264L188 262V259H189V257H187V256H185L184 255ZM205 258V257H204ZM230 258H232L233 259V257H230ZM236 258V257H235ZM246 258V259H247ZM224 259V258H223ZM222 259V260H223ZM232 259H230V260H232ZM241 259V258H240ZM225 260V259H224ZM234 260V259H233ZM235 260H237L238 261V259H235ZM243 260H244V258H243ZM183 261V262H184ZM203 261H205V259L203 260ZM207 261V260H206ZM241 261V264H243L242 263V260H240ZM223 262V261H222ZM236 262V261H235ZM243 262H245V260L243 261ZM206 263V262H205ZM208 263V262H207ZM227 263V262H226ZM233 264H234V262H232ZM245 263H248V262H245ZM210 264V263H209ZM224 264V263H223Z\"/></svg>",
  "mask_w": 264,
  "mask_h": 264
}]
</instances>
